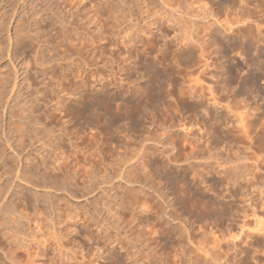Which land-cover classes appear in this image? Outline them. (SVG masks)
Instances as JSON below:
<instances>
[{"label": "rangeland", "instance_id": "1", "mask_svg": "<svg viewBox=\"0 0 264 264\" xmlns=\"http://www.w3.org/2000/svg\"><path fill=\"white\" fill-rule=\"evenodd\" d=\"M0 18V183L26 211L0 264H264V0H0Z\"/></svg>", "mask_w": 264, "mask_h": 264}, {"label": "bare ground", "instance_id": "2", "mask_svg": "<svg viewBox=\"0 0 264 264\" xmlns=\"http://www.w3.org/2000/svg\"><path fill=\"white\" fill-rule=\"evenodd\" d=\"M6 1L7 0H2V2L6 5ZM64 1V0H63ZM69 1V0H68ZM71 2V1H70ZM32 3H33V1H31V10H32V12H33V10L35 9L33 6H32ZM56 3V2H55ZM72 3V2H71ZM101 3V2H100ZM59 4V3H58ZM64 4V3H63ZM73 4V3H72ZM56 5V4H55ZM62 5V4H61ZM95 5V4H94ZM113 5V4H112ZM58 6V5H57ZM102 6V5H101ZM4 7V6H3ZM3 7H2V9H3ZM85 7V6H84ZM88 7V6H87ZM92 7V6H91ZM95 7V6H94ZM5 8H7V7H5ZM61 8V7H60ZM62 8H63V6H62ZM74 8V7H73ZM82 8V7H81ZM95 9H97V8H95ZM103 9V8H102ZM5 10V9H4ZM64 10V9H63ZM85 10V9H84ZM71 11V10H70ZM115 11V10H114ZM91 12H94V11H91ZM34 13V12H33ZM107 13V12H106ZM6 14V13H5ZM4 14V15H5ZM71 14V13H70ZM79 14V13H78ZM77 14V15H78ZM89 14H90V12H89ZM94 14V13H93ZM7 15V14H6ZM34 15H35V13H34ZM34 15H32V19L34 20L35 19V21H37L36 20V18H34L33 16ZM73 15V14H72ZM57 16V15H56ZM71 16V15H70ZM79 16V15H78ZM3 17H5V16H3ZM58 17V16H57ZM75 17V16H74ZM6 18V17H5ZM30 18V19H31ZM84 18V17H83ZM95 18V17H94ZM1 19V18H0ZM4 19V18H3ZM31 19V20H32ZM98 19V18H97ZM30 20V21H31ZM32 20V21H33ZM61 20V19H60ZM67 20V19H66ZM100 20V19H99ZM29 21V20H28ZM30 21H29V23H30ZM35 21H33V23H35ZM62 21V20H61ZM94 21V20H93ZM92 21V22H93ZM1 22V21H0ZM60 22V21H59ZM68 22V21H67ZM28 22L26 21V20H24V22H22V21H19L18 23H17V26L15 27V29H14V38H12V36H10L11 38V41L10 42H12V44H11V47H12V50H11V52H12V54H14V55H19V52L25 47V46H28V48H29V46H31L27 41V39H29L30 38V35L29 34H31L30 32H29V34H28V32H27V25H29V24H27ZM37 23V22H36ZM35 23V24H36ZM64 23V22H63ZM1 24V23H0ZM68 24V23H67ZM99 24V23H98ZM16 25V24H15ZM32 25V24H31ZM55 25V24H54ZM64 25V24H63ZM94 25V24H93ZM4 26V25H3ZM30 26V25H29ZM69 26V25H68ZM2 28V27H1ZM95 28V27H94ZM29 29H30V27H29ZM103 29V28H102ZM8 30V29H7ZM38 31V30H37ZM223 33V32H222ZM33 35V34H32ZM226 38V37H225ZM32 39V38H31ZM46 42V41H45ZM1 44V43H0ZM2 45V44H1ZM35 45H36V43H35ZM178 45V44H177ZM186 45V44H185ZM38 46V45H37ZM23 47V48H22ZM32 47V46H31ZM171 47V46H170ZM9 48V47H8ZM26 48V47H25ZM24 48V49H25ZM39 48V47H38ZM9 50V49H8ZM37 50V49H36ZM180 50V52H181V55H183V57H184V54L185 53H187L183 48H180L179 49ZM27 52L29 51V50H26ZM31 51H33V50H31ZM204 51V50H203ZM10 52V53H11ZM30 52V51H29ZM174 52H176V51H174ZM36 53H37V51H36ZM203 53V52H202ZM30 54V53H29ZM37 55V54H36ZM163 55H165V54H163ZM174 55V54H173ZM180 55V56H181ZM187 55V54H186ZM39 56V55H38ZM37 56V57H38ZM17 57V56H16ZM176 57V56H175ZM182 57V58H183ZM19 58V57H18ZM32 58V57H31ZM17 59V58H16ZM33 59V58H32ZM39 59H41V58H39ZM36 60H37V58H36ZM25 64V63H24ZM40 65V64H39ZM45 66V65H44ZM15 69V68H14ZM19 71V70H18ZM159 72V71H158ZM203 72V71H202ZM166 73V72H165ZM156 74V73H155ZM168 74V73H167ZM13 76V75H12ZM170 76V75H169ZM4 78V77H3ZM6 78V77H5ZM158 78V77H157ZM171 78V77H170ZM1 79V78H0ZM17 79V77L15 78V80ZM27 79V78H26ZM200 79V78H199ZM3 80V79H2ZM159 80V79H158ZM1 81V80H0ZM17 81V80H16ZM3 82V81H2ZM9 82V81H8ZM159 82V81H158ZM12 83V82H11ZM8 84V83H7ZM1 86V85H0ZM2 86H4V84L2 85ZM14 86V85H13ZM103 87V86H102ZM193 87V86H192ZM1 88V87H0ZM13 88V87H12ZM16 88V85H15V87L13 88V91H14V89ZM172 88V87H171ZM12 90V89H11ZM10 90V91H11ZM17 90V89H16ZM9 91V92H10ZM1 92H3V91H1ZM5 92H6V90H5ZM12 92V91H11ZM11 92L8 94L7 93V97H8V95L10 96L11 95ZM17 92H18V90H17ZM99 92V91H98ZM12 93H14V92H12ZM153 93V92H152ZM151 93V94H152ZM195 93V92H194ZM171 94V93H170ZM174 94V93H173ZM172 94V95H173ZM15 96V95H14ZM20 96V95H19ZM156 96V95H155ZM1 97V96H0ZM10 97H12V96H10ZM151 97V96H150ZM197 97V96H196ZM200 97V96H199ZM3 98V97H2ZM5 98H6V96H5ZM15 98V97H14ZM4 99V98H3ZM7 99V98H6ZM96 99V98H95ZM117 99V98H116ZM1 100V99H0ZM8 100H10V99H8ZM8 100H6L5 101V99H4V101L6 102L5 104H7V107H8V110L11 112V110H12V107L10 106V105H12L11 104V102L8 104ZM15 100V99H14ZM92 100V99H91ZM146 100V99H145ZM144 100V101H145ZM150 100V99H149ZM154 100V99H153ZM201 101V100H200ZM1 102V101H0ZM98 102V101H97ZM149 102V101H148ZM90 103V102H89ZM150 103V102H149ZM155 103V102H154ZM159 103V102H158ZM98 104V103H97ZM145 104V103H144ZM4 105V104H3ZM90 105V104H89ZM0 106H1V104H0ZM6 106V105H5ZM88 106V105H87ZM121 106V105H120ZM165 106V105H164ZM11 107V109H9ZM92 107V106H91ZM5 108V107H4ZM14 108V107H13ZM95 108V107H94ZM117 108V107H116ZM98 109V108H97ZM147 109V108H146ZM5 110H7V109H5ZM7 110V111H8ZM88 110H90V111H93V110H91V109H88ZM6 111V112H7ZM8 111V112H9ZM5 112V111H4ZM4 112H3V114H4ZM9 112V113H10ZM122 112V111H121ZM12 113V112H11ZM10 113V114H11ZM155 113V112H154ZM93 114V113H92ZM12 115V114H11ZM21 115V114H20ZM24 115V114H23ZM166 115V114H165ZM5 116V115H4ZM13 117V116H12ZM18 118L19 119V124H20V126L17 128V132H19V137H16V138H18V142L17 143H19V142H21V140L24 138V137H26V123H25V119H27V117L26 118H23L22 117V115L21 116H15L14 115V118ZM162 117V116H161ZM93 119V118H92ZM29 121V120H28ZM244 122V121H243ZM28 124V123H27ZM27 130H28V128H27ZM188 131V130H187ZM47 132L49 133V131L47 130ZM53 132V131H52ZM55 132V131H54ZM53 132V133H54ZM52 134V133H51ZM111 134V133H110ZM171 134V133H170ZM175 134V133H174ZM46 136V135H45ZM165 136V135H164ZM50 137V136H49ZM45 138V137H44ZM51 138V137H50ZM12 139H15V137L14 138H12ZM38 139V138H37ZM11 140V139H10ZM10 140H7V143H9V145H10V147H12V145L10 144ZM17 140V139H16ZM42 140V139H41ZM45 139H43V141H44ZM50 140H52V142H53V139H50ZM71 140V139H70ZM12 141V143L14 144V142H13V140H11ZM39 141V140H38ZM57 141H59V140H57ZM185 141V140H184ZM16 142H15V145H16ZM52 142H50L49 141V144H47L48 145V147L49 146H52V144L54 143H52ZM104 143V142H103ZM43 144V143H42ZM46 144V143H45ZM55 144V143H54ZM57 144V143H56ZM178 144V143H177ZM188 144V143H187ZM189 144H190V141H189ZM18 145V144H17ZM47 145H46V147H47ZM54 146V148H55V145H53ZM60 146V145H59ZM8 147V146H7ZM18 147H19V145H18ZM187 148V147H186ZM9 149H11V148H9ZM58 149H60V148H58ZM182 149V148H181ZM12 150H13V147H12ZM49 150V149H48ZM193 150V149H192ZM15 151V150H14ZM51 151H53L52 149H51ZM181 151V150H180ZM58 152V151H57ZM105 152V151H104ZM192 152V151H191ZM50 153H52V152H50ZM56 153V152H55ZM64 153V152H63ZM16 154V153H15ZM86 154V153H85ZM2 155V154H1ZM19 156V155H18ZM105 156V155H104ZM174 156V155H173ZM2 157V156H1ZM65 157V156H64ZM59 159V158H58ZM25 161V160H24ZM43 161V160H42ZM171 162V161H170ZM174 162V161H173ZM176 162H178V160L176 161ZM175 162V163H176ZM183 162V161H182ZM5 163V162H4ZM22 163V162H21ZM20 163V164H21ZM42 163H44V162H42ZM181 163V162H180ZM46 164V163H45ZM167 164V163H166ZM194 164V163H193ZM192 164V166L194 167V165ZM43 165V164H42ZM5 166V165H4ZM48 166V165H47ZM6 167V166H5ZM50 167V166H49ZM183 167V166H182ZM197 167V166H196ZM210 167V166H209ZM45 168H47V167H45ZM51 168V167H50ZM60 168V167H59ZM58 168V169H59ZM184 168V167H183ZM186 169H188L189 170V168L188 167H185ZM190 168H191V166H190ZM47 169H49V168H47ZM61 169H62V167H61ZM61 169H60V171H58V172H61ZM65 169V168H64ZM192 169V168H191ZM210 169V168H209ZM54 172H56L55 171V169H52ZM194 170V169H193ZM18 171V170H17ZM190 171V170H189ZM189 171H187V172H189ZM10 172V171H9ZM62 172H63V169H62ZM69 172V171H68ZM187 172H185V174L187 173ZM195 172V171H194ZM222 172V171H221ZM19 173H22V172H19ZM57 173V172H56ZM126 173V172H125ZM191 173V172H190ZM225 173V172H224ZM13 174V173H12ZM51 174H53V173H51ZM55 174V173H54ZM183 174V173H182ZM11 175V174H10ZM21 175V174H20ZM57 176H58V173L56 174ZM46 176H47V174H46ZM16 177L18 178L19 177V175L17 176L16 175ZM170 177V176H169ZM184 177H185V175H184ZM175 178V177H174ZM180 178H182V177H180ZM22 180V181H26L27 183H33L32 181V178H30L29 176L27 177L26 176V178H25V175H22V176H20V178H18L17 180ZM44 179V178H43ZM194 179V178H193ZM52 180V179H51ZM175 180H177V178L175 179ZM181 180H183V179H181ZM185 180V179H184ZM192 180V179H191ZM227 180H228V178H227ZM231 180V179H230ZM21 181V182H22ZM180 181V180H179ZM205 181V180H204ZM4 182V181H3ZM12 182H15L14 180L13 181H11L8 185H7V183H5L4 182V184H1L0 183V227L1 226H3L7 221H9V224H13V223H11L10 221L12 220V219H14V217H15V215L17 214H22V213H24V209H22V208H20V206H18L17 205V202L15 201V199H14V194L11 192V188H10V184L12 183ZM25 182V183H26ZM185 182H187V181H185ZM185 182H180V183H185ZM179 183V184H180ZM43 184V183H42ZM53 184V183H52ZM186 184V183H185ZM30 185V184H29ZM33 185V184H32ZM36 185V184H35ZM47 185V184H46ZM239 185H240V183H239ZM11 186H12V184H11ZM13 187V186H12ZM16 188H17V186H16ZM15 188V185H14V188L13 189H16ZM178 188H179V186H178ZM210 188V187H209ZM242 188V187H241ZM178 190V189H177ZM184 191H185V189H183ZM188 191V190H187ZM186 191V194L187 193H189V191L187 192ZM182 193H184L183 191H181ZM222 192V191H221ZM182 193H181V196H183L182 195ZM202 194H203V192H201ZM205 193V192H204ZM217 193H220V192H217ZM191 194V193H190ZM201 194V195H202ZM188 195V194H187ZM193 195V194H192ZM222 195V194H221ZM186 196V195H185ZM185 196H183V197H185ZM190 196V195H189ZM189 196H187V197H189ZM196 196V195H195ZM203 196V195H202ZM201 196V197H202ZM204 196H205V194H204ZM208 196V195H207ZM232 196V195H231ZM191 197V196H190ZM189 197V199H192V198H195L194 196H192L191 198ZM199 197V196H198ZM221 197V196H220ZM180 198H182V197H180ZM206 198V197H205ZM209 198V197H208ZM210 198H211V196H210ZM213 198V197H212ZM47 199V198H46ZM38 200V199H37ZM200 200H203V199H200ZM206 200H207V198H206ZM213 200H214V198H213ZM23 201V200H22ZM143 201V200H142ZM195 201V200H194ZM207 201H210V203H212L213 204V206L215 205L214 203L215 202H213L212 201V199H209V200H207ZM204 202H205V200H204ZM226 202V201H225ZM19 203V202H18ZM47 203V202H46ZM169 203V202H168ZM187 203V202H186ZM185 203V204H186ZM191 203V202H190ZM196 203V202H195ZM206 203V202H205ZM204 203V204H205ZM209 203V204H210ZM20 204V203H19ZM53 204V203H52ZM182 204V203H181ZM21 205V204H20ZM24 205V204H23ZM39 205V204H38ZM37 205V207H40V206H38ZM187 205H189V204H187ZM207 206H208V204H206ZM217 205V204H216ZM195 206V205H194ZM210 206H212V205H210ZM146 207V206H145ZM43 208V207H42ZM193 208V207H192ZM197 208V207H196ZM37 209H39V208H37ZM45 209V208H44ZM226 209V208H225ZM40 210H42L41 208H40ZM160 210V209H159ZM42 211H44V210H42ZM154 211V210H153ZM242 211V210H241ZM26 212V211H25ZM225 212V211H224ZM226 213V212H225ZM233 213V212H232ZM28 214V213H27ZM155 214H156V212H155ZM214 214V213H213ZM153 215V214H152ZM19 216V215H18ZM24 216H26V214L24 215ZM199 216V215H198ZM216 216V215H215ZM224 216H225V214H224ZM223 216V217H224ZM228 216V215H227ZM234 216V215H233ZM20 217H21V215H20ZM177 217V216H176ZM186 218V217H185ZM228 218V217H227ZM206 219V218H205ZM229 219V218H228ZM138 220V219H137ZM160 220V219H159ZM15 221V220H14ZM207 223V222H206ZM262 223V222H261ZM166 224V223H165ZM38 226V225H37ZM176 226V225H175ZM11 227V226H10ZM168 227V226H167ZM180 227V226H179ZM230 227V226H229ZM174 228V227H173ZM181 228V227H180ZM186 228V227H185ZM7 229V228H6ZM12 229V228H11ZM187 229V228H186ZM172 230V229H171ZM170 230V231H171ZM176 230V229H175ZM184 230V229H183ZM182 230V231H183ZM174 231V230H173ZM185 231V230H184ZM10 232L11 231H9V234H10ZM169 232V231H168ZM188 232V231H187ZM172 233V232H171ZM174 233V232H173ZM177 233V232H176ZM183 233V232H182ZM186 233V232H185ZM14 234V233H13ZM166 234H167V231H166ZM181 234V233H180ZM190 234V233H189ZM7 235V234H6ZM151 235V234H150ZM171 235V234H170ZM170 235H168V236H170ZM21 236V235H20ZM179 236V234L177 235V237ZM186 236V235H185ZM185 236H183V237H185ZM188 236V235H187ZM190 236V235H189ZM25 237V236H24ZM180 238V237H179ZM190 238V237H189ZM185 239V238H184ZM183 239V240H184ZM173 240H174V237H173ZM188 240V239H187ZM176 241H177V239H176ZM215 242H216V240H215ZM178 243H179V241H178ZM183 243H184V241H183ZM182 242H181V244H183ZM186 243V242H185ZM193 243V242H192ZM155 245V244H154ZM110 246V245H109ZM168 247H169V245H168ZM185 247V246H184ZM208 247V246H207ZM251 247V246H250ZM127 248V247H126ZM171 248V247H170ZM173 248V247H172ZM217 248V247H216ZM44 250V249H43ZM197 251V250H196ZM206 251V250H205ZM13 252V251H12ZM15 252V251H14ZM62 253V252H61ZM209 253V252H208ZM106 254V253H105ZM150 254V253H149ZM194 254V253H193ZM178 255V254H177ZM207 255V254H206ZM113 256V255H112ZM166 256V255H165ZM111 257V256H110ZM109 257V258H110ZM171 258V257H170ZM215 258V257H214ZM122 259V258H121ZM174 259V258H173ZM190 260V259H189ZM214 260V259H213ZM208 261V259H206V261L205 262H207ZM256 261V260H255ZM208 263V262H207ZM122 264V263H121ZM165 264H167V263H165ZM169 264V263H168ZM179 264V263H178ZM209 264V263H208Z\"/></svg>", "mask_w": 264, "mask_h": 264}]
</instances>
